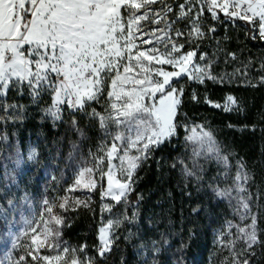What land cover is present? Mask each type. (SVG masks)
Segmentation results:
<instances>
[{
	"label": "snow or ice",
	"instance_id": "6c2138e0",
	"mask_svg": "<svg viewBox=\"0 0 264 264\" xmlns=\"http://www.w3.org/2000/svg\"><path fill=\"white\" fill-rule=\"evenodd\" d=\"M206 17L244 21L250 38L264 41V0H0V126L21 118L24 105L15 97L27 96L38 104L47 96L44 114L53 123L64 121L67 114L71 129L85 138L76 120L78 113H84L102 132L96 151H89L74 168L66 188L67 193L99 194L95 257L86 251L87 244L71 247L61 239L62 229L70 226L63 213L92 205L91 197L65 195L45 197L38 209L25 198L28 215L22 214L19 227L7 230L0 243V264H96L97 259H107L119 239L114 230L136 219L125 213L137 170L181 131L190 166L184 159L171 166L179 164L185 178L200 181L204 165L214 162L222 170L218 176L231 180L212 190L230 204L235 201L232 207L241 223L229 221L219 243L229 252L231 264H252L256 246L264 245L252 210L258 199L249 187L254 177L243 159L233 162L210 130L188 124L182 110L186 82L223 85L242 76L244 83L258 86L249 76L251 59L241 61L243 66L231 73L215 70L216 53L201 50L205 41L215 40L216 28ZM216 44L219 51V41ZM229 59L236 60V54L226 53L225 63ZM255 70L264 84V61ZM101 97L106 106L98 111L92 104H100ZM189 99L199 97L192 92ZM224 99V103L205 102L225 112L241 110L236 97ZM7 139L0 135V140ZM78 148L72 144L74 152ZM36 158L33 149L27 159ZM24 162L17 150L16 167ZM8 206L6 210L0 205L5 220L6 212L15 211L10 199ZM104 213L109 214L107 219ZM155 243L151 242L153 253L159 251ZM140 247L147 252L144 244ZM21 248L23 252L14 256Z\"/></svg>",
	"mask_w": 264,
	"mask_h": 264
},
{
	"label": "trees",
	"instance_id": "16d2710c",
	"mask_svg": "<svg viewBox=\"0 0 264 264\" xmlns=\"http://www.w3.org/2000/svg\"><path fill=\"white\" fill-rule=\"evenodd\" d=\"M222 21L206 17V22L216 28L212 34L215 40L205 41L201 50L216 53L215 70L218 72L231 73L234 68L243 66L241 61L251 59L253 67L249 69V76L252 84L258 86L244 83L246 78L242 76H237L234 83L223 85L211 81L203 85L186 82L182 110L187 114L188 124L203 125L213 133L234 163L240 159L245 162L247 171L254 177L249 187L254 198L258 199H255L252 210L257 214L260 238L264 241V84L260 83V74L255 70L264 61V41L250 38L244 21L232 23L223 17ZM216 41H219V51ZM229 52L235 53L237 59H229L225 63L226 53ZM192 92L199 97L198 101L189 99ZM227 95L238 99L239 112H225L205 102L207 99L224 103ZM14 99L24 105V110L19 120L0 126V135L8 138L6 151L11 155L22 149L26 140L35 139L38 162H49L54 166V189L61 194L66 182L63 180L64 173L69 172L74 159L85 158L89 151L96 150L101 131L95 121L84 113H78L76 120L85 132V138L71 129L67 114L64 121L53 123L43 112L49 103L47 96L38 104L32 103L27 96ZM92 107L98 111L102 109L96 103ZM183 137L181 131L177 138L162 145L137 170L133 177L135 191L125 213L128 216L135 214L136 219L132 223L125 221L123 226L114 230L119 239L113 245V251L107 259H97L96 264H145V260L149 264L153 260L155 264H225L226 258L227 264H231L229 253L214 246L213 229L227 220L234 224L241 221L232 207L235 201L230 204L215 196L212 190L216 185L224 187L230 184L231 180L224 181L218 176L222 170L214 162L204 165L200 181L185 178L179 164L173 168L171 165L180 159L189 162ZM73 143L79 146L78 151H73ZM67 161V168L62 170ZM92 194L94 201L90 209L76 206L75 210L70 208L63 213L65 224L70 226L62 229L61 239L76 246L87 244L86 251L95 257L101 202L98 192ZM108 216L104 213L105 219ZM129 233L132 234L130 237ZM152 241L156 242L158 252H152ZM141 244L150 250L146 257L137 252ZM252 264H264V245L256 246Z\"/></svg>",
	"mask_w": 264,
	"mask_h": 264
},
{
	"label": "rangeland",
	"instance_id": "374dc122",
	"mask_svg": "<svg viewBox=\"0 0 264 264\" xmlns=\"http://www.w3.org/2000/svg\"><path fill=\"white\" fill-rule=\"evenodd\" d=\"M105 91H107V89H105ZM99 106L101 108L103 106H106L104 97H101V103L99 104ZM101 138L102 132L100 142ZM7 148V140H0V205H3V207L7 210L9 207L8 200L10 199L13 201L15 211L11 212L10 214L6 212V215L8 216L7 220H5L3 217H0V243H2V240L4 238H6V233L9 228H13L14 230L15 228L20 226V224L22 223V214L28 215V210L25 208L24 204L25 198H27V200L37 209L39 208L40 201H42L45 197L49 200H52L53 198L70 195L79 197L81 200L91 197V201H94V195L92 194V192H88L86 190H78L74 193L66 192V188L71 185L72 177L74 175V168L80 163L82 159L87 158L88 155H86L85 158L79 157L78 159H74V165L70 167L71 169L67 174L64 173L63 180H66V182L63 185V191L61 194H58L54 189V166L49 162H38L39 155L35 139L26 140L24 147L19 150L20 155L25 161L19 167H16L14 163L17 157V151H15V153L13 152L10 155L8 154V151H6ZM33 149H35L37 152V158L35 161L27 159L29 152ZM68 164L69 163L67 161V165H64L62 170L66 169ZM228 222L229 220L213 229V244L217 249L222 248L223 250L227 251V249L220 246L219 240L221 234L227 231ZM233 231H235V229H233ZM223 238L225 240L229 239L228 236H224ZM68 245H70L71 247H78L69 243ZM145 247L147 249V252H145V249H142L141 247L137 251L143 257H146L150 252L149 248L147 246ZM239 247L240 245L238 244L237 248ZM43 251L47 254V249H44ZM22 252L23 249L21 248L19 251H14L13 255H19Z\"/></svg>",
	"mask_w": 264,
	"mask_h": 264
}]
</instances>
